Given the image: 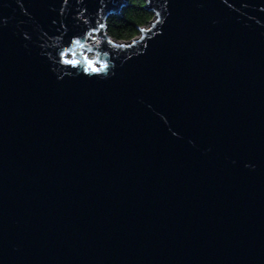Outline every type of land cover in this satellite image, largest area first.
Wrapping results in <instances>:
<instances>
[{
    "label": "water",
    "instance_id": "obj_1",
    "mask_svg": "<svg viewBox=\"0 0 264 264\" xmlns=\"http://www.w3.org/2000/svg\"><path fill=\"white\" fill-rule=\"evenodd\" d=\"M144 2L0 0V264H264V0Z\"/></svg>",
    "mask_w": 264,
    "mask_h": 264
},
{
    "label": "trees",
    "instance_id": "obj_2",
    "mask_svg": "<svg viewBox=\"0 0 264 264\" xmlns=\"http://www.w3.org/2000/svg\"><path fill=\"white\" fill-rule=\"evenodd\" d=\"M144 0H127L120 13L111 15L105 22L107 34L115 39L127 41L139 34L153 17L152 11L144 7Z\"/></svg>",
    "mask_w": 264,
    "mask_h": 264
},
{
    "label": "snow or ice",
    "instance_id": "obj_3",
    "mask_svg": "<svg viewBox=\"0 0 264 264\" xmlns=\"http://www.w3.org/2000/svg\"><path fill=\"white\" fill-rule=\"evenodd\" d=\"M65 3H67V0H64ZM149 4L151 0H148ZM105 28L104 24H94L92 27L91 34L84 33L83 38L84 39H90L91 35L97 34L98 32H101ZM72 44L80 45L83 47L82 39L81 38H74L70 41ZM107 43L109 45H112L114 42L111 40H108ZM91 49H89L90 51ZM67 50L64 52H61V59L62 62L66 65L70 66H80L81 62L76 59H64V57L67 55ZM109 68V65L105 62L102 63L99 59H92L89 57H85L83 61V73L87 76H101L107 73Z\"/></svg>",
    "mask_w": 264,
    "mask_h": 264
},
{
    "label": "bare ground",
    "instance_id": "obj_4",
    "mask_svg": "<svg viewBox=\"0 0 264 264\" xmlns=\"http://www.w3.org/2000/svg\"><path fill=\"white\" fill-rule=\"evenodd\" d=\"M86 57H89V58H90L91 56H90V55H88V56H86Z\"/></svg>",
    "mask_w": 264,
    "mask_h": 264
},
{
    "label": "rangeland",
    "instance_id": "obj_5",
    "mask_svg": "<svg viewBox=\"0 0 264 264\" xmlns=\"http://www.w3.org/2000/svg\"><path fill=\"white\" fill-rule=\"evenodd\" d=\"M147 25H148V24H147ZM138 35H139V34H138ZM138 35H136V36H138ZM136 36H135V37H136Z\"/></svg>",
    "mask_w": 264,
    "mask_h": 264
}]
</instances>
